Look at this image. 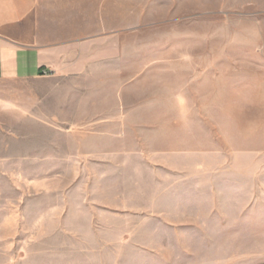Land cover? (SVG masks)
<instances>
[{
	"label": "rangeland",
	"instance_id": "obj_1",
	"mask_svg": "<svg viewBox=\"0 0 264 264\" xmlns=\"http://www.w3.org/2000/svg\"><path fill=\"white\" fill-rule=\"evenodd\" d=\"M120 40L99 128L0 134V264H264V0H132Z\"/></svg>",
	"mask_w": 264,
	"mask_h": 264
},
{
	"label": "crops",
	"instance_id": "obj_2",
	"mask_svg": "<svg viewBox=\"0 0 264 264\" xmlns=\"http://www.w3.org/2000/svg\"><path fill=\"white\" fill-rule=\"evenodd\" d=\"M131 14L132 0H0L4 159L51 164L54 132L99 128V99L84 90L121 57L117 38L130 34Z\"/></svg>",
	"mask_w": 264,
	"mask_h": 264
}]
</instances>
